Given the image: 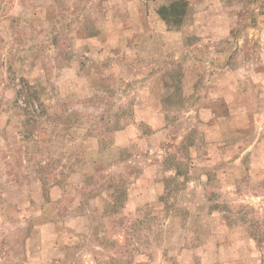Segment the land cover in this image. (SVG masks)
<instances>
[{
	"label": "rangeland",
	"instance_id": "rangeland-1",
	"mask_svg": "<svg viewBox=\"0 0 264 264\" xmlns=\"http://www.w3.org/2000/svg\"><path fill=\"white\" fill-rule=\"evenodd\" d=\"M0 264H264V0H0Z\"/></svg>",
	"mask_w": 264,
	"mask_h": 264
}]
</instances>
